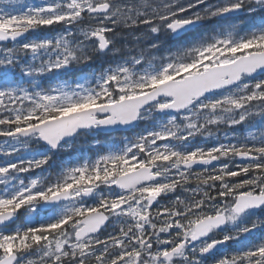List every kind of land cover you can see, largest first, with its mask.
Returning a JSON list of instances; mask_svg holds the SVG:
<instances>
[{"label":"snow or ice","instance_id":"6c2138e0","mask_svg":"<svg viewBox=\"0 0 264 264\" xmlns=\"http://www.w3.org/2000/svg\"><path fill=\"white\" fill-rule=\"evenodd\" d=\"M0 138V264H264V0H0Z\"/></svg>","mask_w":264,"mask_h":264},{"label":"trees","instance_id":"16d2710c","mask_svg":"<svg viewBox=\"0 0 264 264\" xmlns=\"http://www.w3.org/2000/svg\"><path fill=\"white\" fill-rule=\"evenodd\" d=\"M245 23H247V22H245ZM44 83H45V85H47L49 82H48V81H44ZM142 124H143V123H141V124L139 125V127L133 128V130H132V131H129L125 136L135 135L136 133H138L139 131H141ZM123 136H124V135L120 134V137H123ZM80 141H81V140H80Z\"/></svg>","mask_w":264,"mask_h":264},{"label":"rangeland","instance_id":"374dc122","mask_svg":"<svg viewBox=\"0 0 264 264\" xmlns=\"http://www.w3.org/2000/svg\"><path fill=\"white\" fill-rule=\"evenodd\" d=\"M143 127H144V124H142V129H143ZM106 144V143H105ZM87 147H85V149H86ZM79 149V148H78ZM71 150V149H70Z\"/></svg>","mask_w":264,"mask_h":264},{"label":"water","instance_id":"95a60500","mask_svg":"<svg viewBox=\"0 0 264 264\" xmlns=\"http://www.w3.org/2000/svg\"><path fill=\"white\" fill-rule=\"evenodd\" d=\"M103 133H111V132H103Z\"/></svg>","mask_w":264,"mask_h":264}]
</instances>
